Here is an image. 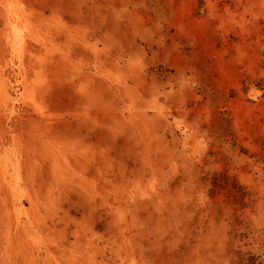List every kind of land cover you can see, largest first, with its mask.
<instances>
[{
	"label": "rangeland",
	"instance_id": "1",
	"mask_svg": "<svg viewBox=\"0 0 264 264\" xmlns=\"http://www.w3.org/2000/svg\"><path fill=\"white\" fill-rule=\"evenodd\" d=\"M0 264H264V0H0Z\"/></svg>",
	"mask_w": 264,
	"mask_h": 264
}]
</instances>
